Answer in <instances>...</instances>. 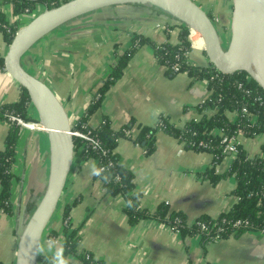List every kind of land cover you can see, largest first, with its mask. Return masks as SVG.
Returning <instances> with one entry per match:
<instances>
[{"label":"crops","instance_id":"0c3cea01","mask_svg":"<svg viewBox=\"0 0 264 264\" xmlns=\"http://www.w3.org/2000/svg\"><path fill=\"white\" fill-rule=\"evenodd\" d=\"M0 5L7 19L17 22L19 27L40 12L37 8L31 13L15 14L9 0H0ZM221 10L219 20L225 37L229 34L226 26L230 23L232 0H222ZM181 30L180 22L151 6L115 5L57 28L32 47L24 63L51 86L74 125L111 71L116 54L130 47L135 34L155 43H177ZM190 41V62L208 66L198 37ZM8 46L7 36L0 29V55H5ZM21 92L19 83L0 68V106L17 102ZM208 94L207 80L193 79L187 72H169L157 60L153 44L144 43L134 51L121 78L109 87L89 117L87 124L93 128L105 117L113 130L130 124L131 136L118 140L116 152L120 162L134 175L142 208L153 212L165 202L170 210L184 212L188 222L193 223L203 215L217 217L236 203L234 177L213 182L205 174L214 160L210 152L187 148L178 137L163 130L156 131L150 154L134 140L143 126H155L161 116L177 127L199 118L198 106ZM34 111L30 106L33 118ZM9 127L0 117V150L5 146ZM239 139L247 154L264 156V134L241 135ZM232 157L221 158L216 165L217 173L230 167ZM49 161L46 132L21 129L12 167L9 210L0 209V264L15 262L19 235L45 191ZM92 163L96 164L94 159L74 161L52 225L61 230L62 207L76 202L71 221L81 227L80 247L91 251L95 258L108 264H264V232H245L203 246L199 235L183 236L156 218L130 224L124 211L125 200L106 193L102 181L89 175ZM144 191L148 193L146 196ZM49 239L42 240L45 251L39 253L38 264H49L46 259L50 256L46 250ZM55 240L62 245L61 234Z\"/></svg>","mask_w":264,"mask_h":264},{"label":"trees","instance_id":"16d2710c","mask_svg":"<svg viewBox=\"0 0 264 264\" xmlns=\"http://www.w3.org/2000/svg\"><path fill=\"white\" fill-rule=\"evenodd\" d=\"M65 1L67 0H9L15 14L31 13L37 8L42 10L45 7H54ZM209 14L212 17L211 13ZM181 26L180 41L177 43L169 41L155 43L140 34H135L130 47L123 53L116 54L111 71L95 92L90 106L73 127L81 129L84 124H87L89 117L102 102L106 91L123 75V70L137 47L151 42L157 60L166 65L169 72H187L193 79L207 80L209 94L198 106L201 114L199 118L191 119L182 127H177L165 116H161L155 126H143L139 135L134 138L135 142L143 146L145 152L150 154L154 150L156 131L163 130L178 137L187 148L210 152L214 160L212 167L207 169L205 174L213 182H217L222 177H234L236 187L233 193L237 196L236 203L217 217L203 215L193 223L188 222L184 212L170 210L165 202L159 204L153 212L142 208L140 201L135 197V193L138 192L134 175L120 162V156L116 152L118 140L131 136L129 132L131 126L127 124L120 130H113L106 117L98 127L89 126L91 133L100 141L103 149H95L83 140L75 138L74 161L81 163L87 159H94L98 166L106 168L110 176L109 182L96 178L102 181L106 193L120 196L125 200L124 211L130 224H135L143 218H156L183 236L199 235L203 246L208 242L219 241L230 236L239 237L245 232H264V156H250L239 144L238 152L232 157L230 167L221 173L216 171V165L221 158L230 155L223 152L221 139L224 135L237 134L239 130L245 137L264 134V90L246 71L222 74L211 64L196 66L191 63L184 55L186 51L192 49L189 28L184 24ZM18 28L19 24L9 21L0 5V29L5 32L9 43ZM175 63L179 64L178 71L172 69ZM23 65L26 68L24 59ZM0 68H3L2 55H0ZM21 88V96L17 102L0 106L2 119L5 120L1 115L2 110L5 109H14L25 119H33L29 112L31 106L29 95L25 88ZM230 114H234V117ZM9 125L5 146L0 150V209L4 211L9 210L14 177L12 167L21 130L14 123ZM128 199H133L136 205L134 208L126 206ZM75 203H66L62 207V229L54 228L52 220L43 238L56 239L62 234V246L65 248V255L71 258L72 264H106L104 260L95 258L91 251L80 247L81 227L75 226L71 221V211ZM38 260H41L40 256Z\"/></svg>","mask_w":264,"mask_h":264},{"label":"water","instance_id":"95a60500","mask_svg":"<svg viewBox=\"0 0 264 264\" xmlns=\"http://www.w3.org/2000/svg\"><path fill=\"white\" fill-rule=\"evenodd\" d=\"M125 4L151 6L197 31L209 64L222 74L246 71L264 90V0H232L229 34L225 37L195 0H67L45 7L17 29L3 56V68L27 90L47 134L50 160L45 191L19 235L14 264H38V246L59 210L75 160L73 123L65 106L49 84L24 67L23 59L36 43L62 25Z\"/></svg>","mask_w":264,"mask_h":264},{"label":"built area","instance_id":"2783aa9c","mask_svg":"<svg viewBox=\"0 0 264 264\" xmlns=\"http://www.w3.org/2000/svg\"><path fill=\"white\" fill-rule=\"evenodd\" d=\"M194 36L198 37V40L201 42V44L203 46V39H202L201 35L197 31H195L193 29H189V39H192V41H193ZM190 52H191V50L186 51L184 53V55L187 57L188 60H189ZM172 69L174 71H178L179 70V64L178 63L173 64ZM1 115L5 118V120L8 123H14L17 126H19L21 129L44 131L42 124L39 122V120L36 116L31 120H27L23 116H21L19 113H17L14 109L2 110ZM72 134L75 138H79V139L83 140L84 142L88 143L89 145H91L95 149H98V150L103 149L100 141L91 133V127H89L88 124H84L81 129H77V128L73 127L72 128ZM241 135H243V132L240 130L238 131L237 134L224 135L221 139L223 152H226V153H228L234 157L236 155V153L238 152V145L240 144L239 136H241ZM84 147H86V146L84 145ZM238 223H240V222H238ZM202 227L204 228V226H202Z\"/></svg>","mask_w":264,"mask_h":264},{"label":"clouds","instance_id":"9594fccd","mask_svg":"<svg viewBox=\"0 0 264 264\" xmlns=\"http://www.w3.org/2000/svg\"><path fill=\"white\" fill-rule=\"evenodd\" d=\"M159 113L157 112L156 115ZM89 175L102 178L106 183L109 182L110 176L107 174L106 168L103 166H98L95 163H92L90 165ZM147 191H144L143 195H147ZM140 193H135V197L137 200L140 199ZM126 206L129 208H134L136 205L133 201V199H128L126 201ZM38 252L43 253L45 251V246L41 245L38 246ZM46 250L50 254L49 257H46L48 259L49 264H72L71 258L69 256L65 255V248L58 244L55 239H49L46 243Z\"/></svg>","mask_w":264,"mask_h":264},{"label":"rangeland","instance_id":"374dc122","mask_svg":"<svg viewBox=\"0 0 264 264\" xmlns=\"http://www.w3.org/2000/svg\"><path fill=\"white\" fill-rule=\"evenodd\" d=\"M197 3H199L202 6H205L204 9H206V11H210L209 13H211L212 18L214 20V22L216 23L218 29L220 31H224L222 24V20H219L220 17V13H221V2L222 0H195ZM44 9V8H43ZM221 10V11H220ZM38 11H41L40 9ZM227 30L229 29V25L226 26ZM37 44V43H36ZM33 108V107H32ZM34 110V108H33ZM35 112V111H34ZM37 117V114H36ZM62 235V234H61ZM106 264H108L106 262Z\"/></svg>","mask_w":264,"mask_h":264}]
</instances>
